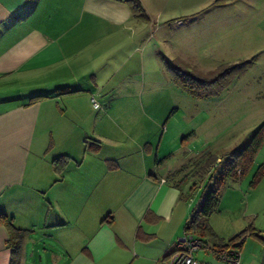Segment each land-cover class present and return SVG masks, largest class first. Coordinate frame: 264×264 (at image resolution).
I'll use <instances>...</instances> for the list:
<instances>
[{
    "label": "crops",
    "instance_id": "1",
    "mask_svg": "<svg viewBox=\"0 0 264 264\" xmlns=\"http://www.w3.org/2000/svg\"><path fill=\"white\" fill-rule=\"evenodd\" d=\"M147 16L119 0H0V264L14 255L7 219L24 230L18 264L29 242L33 258L52 264H166L185 234L202 199L191 211L183 190L194 166L159 161L182 148L163 145L169 101L146 96L169 78L168 23ZM208 226L209 239L186 232L205 252L236 235ZM245 240L242 263L264 264Z\"/></svg>",
    "mask_w": 264,
    "mask_h": 264
},
{
    "label": "rangeland",
    "instance_id": "2",
    "mask_svg": "<svg viewBox=\"0 0 264 264\" xmlns=\"http://www.w3.org/2000/svg\"><path fill=\"white\" fill-rule=\"evenodd\" d=\"M140 2L147 18L168 23L163 28L167 49L162 56L169 78L156 90L145 92L150 99H167L171 104L172 116L159 119L161 127L169 129L163 145L169 150L182 149L179 155L160 156L159 161L175 163L180 157L179 163L194 166L183 186L191 211L210 191H216L218 205L209 216L214 229L228 240L254 228L260 237L248 235L243 249L260 255L263 263L264 0ZM177 18L184 24L173 23ZM202 81L207 82L208 96H200ZM186 88H192L194 95ZM150 106L155 107V102ZM105 108L102 105L99 112ZM155 108L156 115H163L158 105ZM231 165L238 177L222 178ZM197 251L194 254L200 260L209 262L216 257L212 249ZM26 253L25 264H52L49 257L33 258L30 242Z\"/></svg>",
    "mask_w": 264,
    "mask_h": 264
},
{
    "label": "trees",
    "instance_id": "3",
    "mask_svg": "<svg viewBox=\"0 0 264 264\" xmlns=\"http://www.w3.org/2000/svg\"><path fill=\"white\" fill-rule=\"evenodd\" d=\"M119 1L128 3L131 6V9L134 11V14L136 15V17L146 18V13L145 14L143 13V7H142L140 0H119ZM170 64H171V62H170ZM171 66H173V64H171ZM171 66H169L170 70H172ZM201 83H204V84H202L203 85V87H202L203 91L201 92L200 96L204 95V94L206 95L207 94L206 92H209V89L206 88L207 84H205L207 82L202 81ZM183 87L185 88L187 86L184 85V83H183ZM185 90H187L192 95H194L192 92L195 93V91L192 88L190 90H188V88H186ZM196 92H198V91H196ZM208 95H210V92L208 93ZM208 95H206V96H208ZM43 96L44 95H36L32 98V100L42 98ZM95 144L98 146L97 143H95ZM68 160H69V157L67 155H62V156L55 158V160H54L55 169L58 172H61L63 170L64 165L68 162ZM209 166H210V163H209ZM233 169H235V168H233L231 165L229 168H227L224 171V173H223L224 177H222V176L221 177L226 178L227 180L229 177H235V176L238 177V174L233 173V171H234ZM238 170L239 169H237L236 172H238ZM242 174H243V169L241 172V176H242ZM186 175H184V178ZM241 176H239V177H241ZM216 194H217L216 191H210L209 196H205L204 200L202 199L201 204L194 210V213H193L191 219L189 220V222L186 226L185 234H186V232H190V230H191L192 232H198L204 236H210V237L214 236V232L208 226V220H209V216H211V214L215 211V209L217 208V205H218L219 200H218V197ZM4 218H6V216H4ZM0 219H3V217L0 216ZM7 220H8V225L12 231L11 240L13 241V244H14L13 245L14 255H13L12 262L10 264H18V255H17L18 241L22 240V237L24 236V230L15 227L13 225V223L10 221V219H7ZM250 234L254 235V236H259V234L256 231H254V228H247V229L243 230L242 232H240L239 234H236L234 237H232L230 239V241L227 243V246H229L230 244L235 243L237 241V249L239 250L242 247V244H243L246 236L250 235ZM200 238H202V237H200ZM173 250L174 249H172V251Z\"/></svg>",
    "mask_w": 264,
    "mask_h": 264
},
{
    "label": "built area",
    "instance_id": "4",
    "mask_svg": "<svg viewBox=\"0 0 264 264\" xmlns=\"http://www.w3.org/2000/svg\"><path fill=\"white\" fill-rule=\"evenodd\" d=\"M92 102L94 107L99 106L95 97H92ZM205 246L204 239L193 233H186L178 238L174 250L167 256L166 264H203L195 258L194 252ZM212 250L221 261L228 264H243L237 249V241L227 247Z\"/></svg>",
    "mask_w": 264,
    "mask_h": 264
}]
</instances>
